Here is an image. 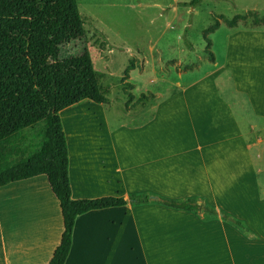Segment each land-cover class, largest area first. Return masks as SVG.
I'll return each instance as SVG.
<instances>
[{
	"label": "crops",
	"instance_id": "0c3cea01",
	"mask_svg": "<svg viewBox=\"0 0 264 264\" xmlns=\"http://www.w3.org/2000/svg\"><path fill=\"white\" fill-rule=\"evenodd\" d=\"M210 37L215 61L180 62L167 72L177 80L151 91L115 132L91 100L60 113L74 200L149 197L80 215L65 264H264V24L221 22ZM159 198H193L218 214ZM64 229L46 175L0 187V264H49Z\"/></svg>",
	"mask_w": 264,
	"mask_h": 264
},
{
	"label": "trees",
	"instance_id": "16d2710c",
	"mask_svg": "<svg viewBox=\"0 0 264 264\" xmlns=\"http://www.w3.org/2000/svg\"><path fill=\"white\" fill-rule=\"evenodd\" d=\"M204 0L183 4L194 9ZM213 24L203 31L205 53L215 61L210 35L221 22L236 27L239 22L264 24L257 12L238 14L232 19L213 16ZM191 24V22H190ZM182 36L185 47L195 46ZM86 39L85 21L77 0H0V187L13 182L46 175L52 191L60 202L64 233L49 264H65L73 243L76 219L87 212L110 207L148 202L147 196L131 195L99 199L74 200L69 178V153L60 113L83 100L108 103L109 94L97 74L89 48L62 59L65 47ZM142 67L134 60L123 72L122 82L128 105L138 106L155 96L142 93L138 99L128 82L131 72ZM177 69V68H176ZM41 127L40 141L28 145L27 130ZM165 206L211 215L218 212L196 199L184 201L159 198ZM223 219L249 237L255 235L244 223L224 213Z\"/></svg>",
	"mask_w": 264,
	"mask_h": 264
},
{
	"label": "rangeland",
	"instance_id": "374dc122",
	"mask_svg": "<svg viewBox=\"0 0 264 264\" xmlns=\"http://www.w3.org/2000/svg\"><path fill=\"white\" fill-rule=\"evenodd\" d=\"M77 1L85 21L86 39L65 47L62 59L79 54L84 46L89 48L95 70L109 93L108 103L95 108L94 114L98 119L104 116L112 132L118 129L120 123L128 121V116L137 109V106L128 105L129 99L122 82L123 72L131 60L142 67V71L136 69L131 72L128 82L135 85L131 92L138 98L142 93L153 94L151 91L162 90L168 80H177L174 71L167 72L175 67L179 71L182 68L180 62L184 66L189 59L209 60L202 34L213 24V16L224 15L232 19L238 14L259 12L264 18V0H205L194 9L173 5L177 0ZM165 7H171L167 20L159 16ZM187 27L186 35L195 46V55L186 49L182 40ZM220 47L221 35L216 38V51L221 50ZM83 124L92 128L90 120H85ZM40 128L26 131L28 145H36L40 141ZM104 131L107 132V129Z\"/></svg>",
	"mask_w": 264,
	"mask_h": 264
}]
</instances>
